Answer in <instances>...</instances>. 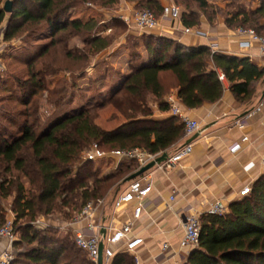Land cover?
I'll return each instance as SVG.
<instances>
[{"label":"trees","instance_id":"obj_1","mask_svg":"<svg viewBox=\"0 0 264 264\" xmlns=\"http://www.w3.org/2000/svg\"><path fill=\"white\" fill-rule=\"evenodd\" d=\"M91 1L106 8H113L119 2L15 0L11 14L0 9V31L7 23L3 40L7 43L23 37H37L38 41H52L70 25L75 37H83V44L90 47L85 55L76 59L84 63L79 70L84 69L91 58L111 44L101 37L95 21L69 20L79 4ZM124 1L135 4L138 9L152 11L157 18L162 16L159 0ZM2 2L4 0H0V4ZM174 2L180 5L181 21L188 29L198 27L202 16L212 22L221 14L230 28L261 32L264 1L255 11L247 10L238 0L226 11L208 0ZM142 40L149 63L134 68L104 104L66 115L44 133L38 130L41 106L30 105L25 96L31 98L40 92L49 93L54 97H50L52 104L62 103L60 95L65 93V88L59 93L48 91L43 72L32 70V60L47 55L56 45L55 41L41 47L27 63L29 81L19 85L24 95L21 105L25 108L19 115L24 121L18 123L7 111L0 114V229L8 218L4 204L8 200H12L10 210L15 216V228L23 222L20 230L17 228L21 238L15 247L20 248L12 264H94L87 252L75 243L71 229L61 236V228L40 229L34 225L41 218L55 216L72 222L89 203L105 200L123 187L127 177L138 171L137 166L131 165L134 162H121L112 174L102 178L95 176L93 162H81L94 143L108 152L140 148L153 155H173L180 149L177 146L185 134L184 124L176 117L166 122L152 120L153 101L160 104L161 111L168 112L164 98L176 89L178 99L187 109L215 104L225 91L219 79L222 73L238 100L251 104L259 84L264 81V69L249 59L214 54L208 47L188 48L151 34L143 35ZM134 49L131 59H139L141 54ZM66 55L75 59L71 51ZM45 69V75L55 74L54 70ZM56 94L60 98L57 95L55 100ZM107 106H112L125 120L112 131L96 123L97 111ZM200 223L199 246L191 251L186 264H264V176L255 182L251 194L234 202L226 214H204ZM120 258L114 264H120Z\"/></svg>","mask_w":264,"mask_h":264},{"label":"crops","instance_id":"obj_2","mask_svg":"<svg viewBox=\"0 0 264 264\" xmlns=\"http://www.w3.org/2000/svg\"><path fill=\"white\" fill-rule=\"evenodd\" d=\"M208 1L223 11L228 10L234 2ZM263 1L238 0L247 10L254 11ZM159 2L164 7L174 0ZM126 6L127 11L123 16L130 18L134 6L132 3H126ZM159 19V28L148 34L166 38L188 48L208 47L214 54L246 58L260 69H264V56L259 44L252 43L250 48L241 47L246 38L239 35V29L228 27L224 15L216 16L212 22L202 16L200 25L192 28L190 34L185 32L187 28L182 21L171 22L163 19L161 15ZM260 27L262 34L264 19L260 21ZM140 40L139 43L143 41ZM3 43V38L0 37V56ZM121 44L124 48L120 53H127V69L121 71L123 80L134 68L149 63V55L144 47L140 51L139 59H131L129 42L123 39ZM224 86L225 91L219 102L205 104L194 110L182 105L176 89H172L165 96L166 104L169 97L177 98L186 115L200 123L201 130L191 138L184 134L177 147L182 149L191 145L192 153L174 169L162 170L156 167L145 174L152 181L153 190L145 200L141 219L133 228V235L142 238L143 245L130 254L126 253L123 247H115V257L108 262L104 260V264H114L120 257V264H186L191 250L180 248L184 236L185 216L196 214L201 217L218 201L223 202L229 210L234 202L241 200L240 192L244 188H252L255 182L264 176V106L252 117L247 116L260 104L264 81L259 84L251 104L240 102L231 92L227 80ZM152 108L154 121L166 122L173 117L169 111H161L158 102L153 101ZM244 138L248 140L243 141ZM135 164L138 167V164ZM128 186L127 184L114 191L96 209L95 220L104 227L103 231L107 236L110 227L119 228L132 219L135 207L133 204L124 205L120 209L114 207L116 198L124 193ZM84 228L85 224H81L74 231ZM65 230L69 228L66 227ZM165 244L169 245L167 251H163Z\"/></svg>","mask_w":264,"mask_h":264},{"label":"rangeland","instance_id":"obj_3","mask_svg":"<svg viewBox=\"0 0 264 264\" xmlns=\"http://www.w3.org/2000/svg\"><path fill=\"white\" fill-rule=\"evenodd\" d=\"M6 1L15 0H4L0 4V9H3ZM126 3L128 2L119 0L118 4L113 8L102 7L93 1L81 3L69 15V20H80L83 23L95 21L99 28L98 32H101V37L111 42L109 48L91 58L84 69L79 70L78 67L84 63L81 60L76 61V59L81 54L85 55L90 50V47L83 44V37H75V33L70 28V25L66 31L58 33L52 39L56 45L50 48L47 55L32 60L34 61L32 70L36 73L43 72L42 77H45L48 91L59 93L63 92L65 88V93L60 95L63 99H61L62 103L60 105L52 104L50 97L52 98L53 96H49V93L40 92L31 98L25 96L30 101V105L37 104L41 106V123L38 130L42 131V133L46 132L50 126L66 115L82 109H93L96 106L104 104L122 84L121 71L127 69L125 68L127 53L125 51L120 53L124 48L121 41L125 39L126 42H129L128 50L130 53L135 51L134 48H136V52H140L144 48L143 41L141 42L142 39L140 40V38L148 34L137 31L133 26L125 22L123 14L127 11ZM176 5L180 7L179 4ZM133 6V15L138 11L147 10L138 9L135 4ZM6 24H4L0 31V37L2 38ZM259 34L264 36V33L261 34L259 32ZM23 38L7 43L3 40L4 43L1 45L0 56V110L2 111L0 114L7 111L11 116L16 118L18 123L24 121L19 115L25 110L21 105L24 95L19 85L29 81L30 69L27 63H30L29 60L35 56L34 54L37 55L41 51V47L51 45L50 43L52 42L48 39L38 41L37 37L30 39ZM139 40L141 43H139ZM69 51L73 53L75 59L67 58L66 54ZM45 67L54 70L55 74L45 75ZM57 95L55 96V100L57 99ZM58 98H60L59 95ZM97 112L98 119L96 123L105 130L112 131L125 122L124 118L112 106H107L105 109ZM9 128L16 131L14 127ZM102 150L108 152L107 149ZM81 162L85 163L83 156ZM120 163L117 160L93 162L92 172L95 176L102 178L115 172L117 165ZM131 165L136 166L134 163ZM11 202L12 200H8L4 203L7 210L10 209ZM47 221L49 227L63 228L60 231L61 236L66 235L68 231L65 230L66 225L71 222L69 220L66 221L61 216H55L51 219L47 218ZM22 225L23 222L21 221L15 228L17 241L21 238V233L17 232V228L20 230ZM18 248L20 247H15L16 255Z\"/></svg>","mask_w":264,"mask_h":264},{"label":"built area","instance_id":"obj_4","mask_svg":"<svg viewBox=\"0 0 264 264\" xmlns=\"http://www.w3.org/2000/svg\"><path fill=\"white\" fill-rule=\"evenodd\" d=\"M162 17L171 22H181V8L176 5L175 2L170 3L163 7ZM125 22L142 33L153 32L160 26V19L150 10L138 11L133 17L125 18ZM185 32L190 34L192 30L187 28ZM238 33L241 37L246 38V40L241 43V47L250 48L252 43H258L262 55L264 56V36H260L252 29H239ZM219 79L223 83L226 82V77L222 73H220ZM167 104L171 115L178 118L184 124L186 137L191 138L200 132V123L186 115L177 98L173 96L169 97ZM263 106L264 95L260 104L253 111L249 112L247 116L252 117L255 113L260 111ZM247 140L248 138L243 139V141ZM191 153V145L178 149L173 155H170L169 159L164 164L158 167L162 170H172ZM159 156L161 155H153L140 148L105 152L98 144H93L83 155V160L84 162H99L103 160L135 162L138 164L139 170L155 161ZM128 185L127 190L116 198L114 207L120 209L124 205L133 204L135 207L132 219L119 228L110 227L108 236H103L102 232L104 227L95 220L96 209L99 205L104 203V200L96 203H89L71 223L66 225L67 228L73 231L74 240L77 246L87 252L91 262L94 264H98L100 246L102 243L104 244L103 258L107 262L115 257V247H123L125 252L130 254L143 245V239L133 235V228L136 222L142 217L144 203L152 193L153 184L149 177L143 175ZM251 191L252 188H244L240 192V199L248 197L251 194ZM227 212L228 208L226 205H224L223 202L218 201L212 206L207 214L224 215ZM7 214L8 218L6 223L0 229V264H12L16 257L15 244L17 242V233L15 231V216L10 209L7 210ZM48 224L47 219H39L34 223V225L40 229L49 227ZM81 224H85V228L74 231V229ZM183 228L184 236L181 240L180 248L182 250L191 251L198 248L201 232L200 217L196 214L185 216ZM168 249L169 245L165 244L163 246V251H167ZM136 264L139 263L136 262Z\"/></svg>","mask_w":264,"mask_h":264},{"label":"water","instance_id":"obj_5","mask_svg":"<svg viewBox=\"0 0 264 264\" xmlns=\"http://www.w3.org/2000/svg\"><path fill=\"white\" fill-rule=\"evenodd\" d=\"M14 3H15L14 1H6L4 3L3 10H4V12L6 14H11L13 12ZM263 95H264V92H263ZM169 157L170 156L167 153L162 154L155 161L149 163L147 166L142 167L137 172H135L131 176L127 177L123 181L122 185L125 186V185L131 183L132 181L142 177L143 175H145L146 173L150 172L154 168H156L158 166H161L162 164H164L169 159ZM104 233L105 232L103 231L102 232L103 236H105ZM103 251H104V244L102 243L101 246H100V254H99L98 264H104Z\"/></svg>","mask_w":264,"mask_h":264}]
</instances>
